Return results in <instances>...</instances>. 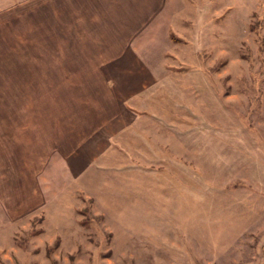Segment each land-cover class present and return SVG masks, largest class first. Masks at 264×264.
Listing matches in <instances>:
<instances>
[{
    "label": "rangeland",
    "instance_id": "rangeland-1",
    "mask_svg": "<svg viewBox=\"0 0 264 264\" xmlns=\"http://www.w3.org/2000/svg\"><path fill=\"white\" fill-rule=\"evenodd\" d=\"M8 1L0 264H262L264 0H170L137 37L109 76L158 114L153 144H79L81 70L40 53L50 5Z\"/></svg>",
    "mask_w": 264,
    "mask_h": 264
},
{
    "label": "crops",
    "instance_id": "crops-1",
    "mask_svg": "<svg viewBox=\"0 0 264 264\" xmlns=\"http://www.w3.org/2000/svg\"><path fill=\"white\" fill-rule=\"evenodd\" d=\"M169 2L45 1L50 5L52 16L42 22V57L44 52H56L61 59L67 55L73 63L68 67L81 70L82 74L80 84H84V97L78 115H87V119L80 121L83 139L79 144H104L101 137H104L105 144H153L149 135L154 124L149 123L158 114L151 109L136 107L141 103L134 94L120 98L109 75L111 72L117 75L120 68H130L128 57L130 52H138L134 46L137 37H142L147 26L162 14ZM8 3L15 4L16 0ZM75 93H81V87ZM140 120L143 125L138 124ZM139 130L149 133L148 137L138 138ZM71 142L77 144L75 138Z\"/></svg>",
    "mask_w": 264,
    "mask_h": 264
}]
</instances>
